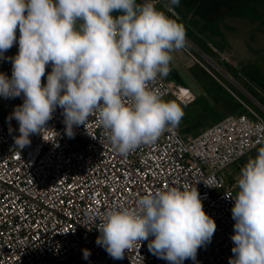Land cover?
Segmentation results:
<instances>
[{
  "label": "clouds",
  "instance_id": "clouds-1",
  "mask_svg": "<svg viewBox=\"0 0 264 264\" xmlns=\"http://www.w3.org/2000/svg\"><path fill=\"white\" fill-rule=\"evenodd\" d=\"M178 4L169 0L168 11ZM155 5L156 0H0V60L12 64L11 77L0 73V97L23 96L8 118L19 124V149L46 129L57 108L69 138L98 112L105 138L125 156L179 125L181 106L148 84L170 74L172 53L187 44L186 29L178 15ZM17 29L18 53L5 57L17 43ZM236 185V195L227 196L234 200L235 221L228 264H264V147L242 167ZM96 228V244L114 260L148 241L158 259L183 264L196 261L217 225L196 187H167L138 198L134 207L106 210ZM90 255L83 249L85 260Z\"/></svg>",
  "mask_w": 264,
  "mask_h": 264
},
{
  "label": "built area",
  "instance_id": "built-area-1",
  "mask_svg": "<svg viewBox=\"0 0 264 264\" xmlns=\"http://www.w3.org/2000/svg\"><path fill=\"white\" fill-rule=\"evenodd\" d=\"M165 1L156 0V5ZM16 35L17 43L5 57L18 53L19 29ZM50 71L46 66L42 84ZM0 73L11 77L10 60H0ZM148 87L163 99L174 97L183 107L197 101L192 90L159 75ZM224 87L243 113L226 116L189 139L177 127L168 128L155 143L126 156L105 138L98 112L69 138L59 108L46 129L19 149L14 142L19 124L8 118L23 96L0 97V264H169L149 252L148 241L135 243L122 260L112 259L96 244V227L106 210L134 207L138 198L167 187H196L205 212L217 225L211 243L198 249L196 261L183 264H228L235 221L234 200L227 196L234 197L238 188L227 182L223 171L264 146V117ZM124 102L130 104L131 99ZM83 249L91 252L87 260Z\"/></svg>",
  "mask_w": 264,
  "mask_h": 264
},
{
  "label": "crops",
  "instance_id": "crops-1",
  "mask_svg": "<svg viewBox=\"0 0 264 264\" xmlns=\"http://www.w3.org/2000/svg\"><path fill=\"white\" fill-rule=\"evenodd\" d=\"M166 3L167 1L161 3V10L165 11L167 15L173 18L178 15L179 22L183 23L186 29L187 41L188 39L193 40L192 43H194V47L199 50L208 60L213 62L212 64L218 63L220 65V58H223L224 53H226L228 49L232 50L235 42H237L236 47L240 45V41H238L240 39L239 36H236L238 39H235V37L234 39L231 38L232 41L231 39H228L230 32L234 34L240 33V30L234 26L235 23L230 22V18L234 17H227L216 23H210L202 17L187 18L183 17L177 12L175 13V10L174 12H170L168 11V5H166ZM156 6H160V4ZM113 15H117V13H114ZM192 43L190 42V44ZM185 48L188 50L187 46H185ZM186 49L183 48L181 50L187 51ZM181 54L182 52L180 51H174L172 53L173 60L170 63L171 72L167 77L164 78L177 86L189 88L197 95V101L194 104L185 108L182 106L184 114L189 115L185 122L187 129L192 130V132H198L193 136L199 135L202 131L220 122L226 116L238 115L245 111L240 102L236 100L234 96L224 87L226 86L230 90L239 94L241 98H243L247 102V100L243 97L241 91L238 89V87L242 89L241 85H239L233 78H231L232 74L239 80L244 79V76L239 70V67L228 64L229 67L226 66L227 69L224 70L220 65L222 69H218L219 71L221 70L220 72L222 74L224 73V76H216L211 73V77L215 83L212 84L211 87H207L206 85H204L205 87L201 88H206V91L205 89L202 91L197 85H195V83L190 79L189 76H184L185 72L181 69L180 63L178 62V56L180 57ZM236 85L238 87H236ZM205 94H208L209 99H205ZM202 100H204L206 103L203 107L200 106V102Z\"/></svg>",
  "mask_w": 264,
  "mask_h": 264
},
{
  "label": "rangeland",
  "instance_id": "rangeland-1",
  "mask_svg": "<svg viewBox=\"0 0 264 264\" xmlns=\"http://www.w3.org/2000/svg\"><path fill=\"white\" fill-rule=\"evenodd\" d=\"M166 1V5H168L169 0ZM161 6L162 5L160 3V6L156 7L161 10ZM263 6V4L261 5V7L245 6L241 9L242 13L246 14L247 16L249 15V17L251 18H230V22L235 23L234 26L240 30V33L234 34L230 32L228 39H234V37L235 39H238L237 37L239 36L240 39L238 41H240V45L236 47L237 42H235L233 49H228V51L224 53L223 58H220L221 62H219L224 70L227 69L226 66H228V64L239 67V70L242 72L244 79L239 80L232 74L231 78H233L235 82L241 85L242 89L237 85L236 87H238V89L241 91L242 95L245 97L249 105L254 109L256 108L264 113V19H252L253 16H256L257 12L258 14L263 12ZM174 10L175 13L177 12L183 17L199 18L194 9L180 0L179 4L177 6H174ZM188 41L192 43L193 40L188 39ZM188 41L186 46L188 47L190 53H188L187 51L179 50L180 52H182V54L180 55V57L178 56V62L180 63L181 69L185 72L184 76H189L190 79L193 80L195 85L199 87V89H201L202 91L205 89L206 91V88L203 89L201 87H205L204 85H206L207 87H211L212 84L215 83L211 75L213 74L223 77L224 73L222 74L220 72L221 70L219 71L218 68H222L218 63L215 62L216 64H212L213 62L208 60L199 50L194 47V43L190 44V42ZM205 99H209L208 94H205ZM164 100H172L180 105V103L174 97H167ZM205 104L206 103L204 100L200 102V106L202 107ZM195 133L198 132H192L191 134L186 136L185 139L193 137ZM257 154L258 150L253 152L247 158H254ZM247 158H245L240 164L232 165L231 167L223 171V175L228 183L235 184L237 182L241 174L242 167L249 160Z\"/></svg>",
  "mask_w": 264,
  "mask_h": 264
},
{
  "label": "trees",
  "instance_id": "trees-1",
  "mask_svg": "<svg viewBox=\"0 0 264 264\" xmlns=\"http://www.w3.org/2000/svg\"><path fill=\"white\" fill-rule=\"evenodd\" d=\"M180 1L190 6L192 9L196 11L199 17L204 18L210 23H216L227 17H249V15L247 16L246 14L241 12V9L243 7L245 6L261 7L262 4L264 5V0H180ZM262 8H263V12L260 14H258L257 12L256 16H253L252 19H256V18L264 19V6ZM256 110L259 111V113H261L264 117V113L262 111L258 109ZM188 117L189 115L184 114L181 122L177 126V128L180 130V132L184 137L192 133V130L187 129L185 123Z\"/></svg>",
  "mask_w": 264,
  "mask_h": 264
},
{
  "label": "flooded vegetation",
  "instance_id": "flooded-vegetation-1",
  "mask_svg": "<svg viewBox=\"0 0 264 264\" xmlns=\"http://www.w3.org/2000/svg\"><path fill=\"white\" fill-rule=\"evenodd\" d=\"M145 0H137V3H144Z\"/></svg>",
  "mask_w": 264,
  "mask_h": 264
}]
</instances>
